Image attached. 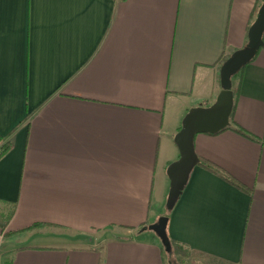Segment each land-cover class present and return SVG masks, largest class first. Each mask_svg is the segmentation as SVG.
Listing matches in <instances>:
<instances>
[{
  "label": "crops",
  "instance_id": "0c3cea01",
  "mask_svg": "<svg viewBox=\"0 0 264 264\" xmlns=\"http://www.w3.org/2000/svg\"><path fill=\"white\" fill-rule=\"evenodd\" d=\"M259 1L0 0V137L13 145L0 204L14 206L0 264H169L142 228L166 215L175 135L215 102ZM234 87L230 126L195 149L247 190L194 167L167 227L186 263L264 264V47Z\"/></svg>",
  "mask_w": 264,
  "mask_h": 264
},
{
  "label": "water",
  "instance_id": "95a60500",
  "mask_svg": "<svg viewBox=\"0 0 264 264\" xmlns=\"http://www.w3.org/2000/svg\"><path fill=\"white\" fill-rule=\"evenodd\" d=\"M264 1L259 7L257 16L249 28L248 43L233 52L222 64L220 69L222 89L215 102L210 106H196L189 110L183 120L181 129L175 135V142L180 157L171 162L167 168L170 179V191L167 207L173 209L182 195L190 174L200 162L195 149V137L199 133H218L231 124L234 106L232 77L242 67L251 62L259 50L264 47ZM169 216L162 215L157 222L144 226L142 230L153 231L161 240L166 251L172 252V243L167 231ZM191 264V263H184Z\"/></svg>",
  "mask_w": 264,
  "mask_h": 264
},
{
  "label": "trees",
  "instance_id": "16d2710c",
  "mask_svg": "<svg viewBox=\"0 0 264 264\" xmlns=\"http://www.w3.org/2000/svg\"><path fill=\"white\" fill-rule=\"evenodd\" d=\"M261 2L262 0L259 1V3L257 4L256 6V9H255V12H254V15H253V19L255 20L256 16H257V13H258V10H259V7L261 5ZM253 20V21H254ZM264 38V36H263ZM227 59V58H226ZM225 59V60H226ZM224 60V61H225ZM244 67L241 68V70L235 74L233 77H232V80H233V91L235 93L236 89L234 87V79L237 78L242 70H243ZM234 130H236L237 132L249 137V138H252L254 139L255 137L251 134H249L248 132H246L244 129L238 127V126H234L233 127ZM12 143L9 142V141H5L3 138L0 137V159L2 157H4L12 148ZM199 165L205 167L206 169L210 170L211 172L217 174V175H220L222 178H224L226 181H228L229 183L233 184L234 186L238 187L239 189L241 190H247L240 182H238L235 178H233L231 175H229L228 173H226L225 171H223L221 168H219L218 166L212 164L211 162H208L206 160H203V159H200V162H199ZM9 205V204H8ZM13 205L12 203H10L9 205V208H8V211L2 216V220L4 223H8L9 220L11 219L12 215H13V212H14V206H11ZM172 209H167V213L166 215L169 216V213L171 212ZM37 226H40V225H33V226H30L28 227V229H31V228H34V227H37ZM5 227L2 226V230H4ZM171 240V239H170ZM171 243H172V250L174 248L175 245H177V243H175L174 241L171 240ZM163 245V244H162ZM163 249H164V253H167L168 255L169 252L166 251L165 247L163 246ZM186 262H181V264H184Z\"/></svg>",
  "mask_w": 264,
  "mask_h": 264
},
{
  "label": "rangeland",
  "instance_id": "374dc122",
  "mask_svg": "<svg viewBox=\"0 0 264 264\" xmlns=\"http://www.w3.org/2000/svg\"><path fill=\"white\" fill-rule=\"evenodd\" d=\"M9 207L3 206L0 204V221L2 220V216L8 211ZM167 213V211H166ZM5 230V229H4ZM2 237L0 242L2 243V248H0L2 250H0V254L3 256V241H2ZM165 257L166 260L168 261L169 264H181V262H187L188 260H190L191 258V252H189L187 249H184V247H181L179 245H175L171 254L168 255L167 253H165ZM189 263V262H188Z\"/></svg>",
  "mask_w": 264,
  "mask_h": 264
},
{
  "label": "built area",
  "instance_id": "2783aa9c",
  "mask_svg": "<svg viewBox=\"0 0 264 264\" xmlns=\"http://www.w3.org/2000/svg\"><path fill=\"white\" fill-rule=\"evenodd\" d=\"M0 239H1V238H0ZM0 248H1V244H0ZM0 262H2L1 257H0ZM2 264H9V263L4 262V263H2Z\"/></svg>",
  "mask_w": 264,
  "mask_h": 264
}]
</instances>
